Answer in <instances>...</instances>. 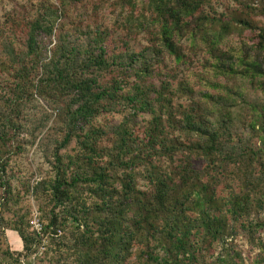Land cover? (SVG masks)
Returning <instances> with one entry per match:
<instances>
[{
    "label": "trees",
    "instance_id": "trees-1",
    "mask_svg": "<svg viewBox=\"0 0 264 264\" xmlns=\"http://www.w3.org/2000/svg\"><path fill=\"white\" fill-rule=\"evenodd\" d=\"M7 3L0 264H264V0ZM49 121L50 174L18 190Z\"/></svg>",
    "mask_w": 264,
    "mask_h": 264
},
{
    "label": "rangeland",
    "instance_id": "rangeland-1",
    "mask_svg": "<svg viewBox=\"0 0 264 264\" xmlns=\"http://www.w3.org/2000/svg\"><path fill=\"white\" fill-rule=\"evenodd\" d=\"M100 0H98L99 2ZM107 1V0H103ZM108 1H113V0H108ZM215 11L217 14H220L222 12V7L214 4ZM10 8V5L7 3V0H0V21L2 20V16ZM125 14V13H124ZM123 14V15H124ZM118 16V14L116 15ZM122 18V17H121ZM119 17V19L121 20ZM115 17L111 16L109 17L108 21L106 22L107 24H111L114 22ZM187 48V45H186ZM206 55L203 54L199 49L195 50V55L192 56L193 61L191 64V67L193 69H197L199 71V65L201 60L205 58ZM166 64L168 68H171L174 66L173 62L169 59L166 58ZM181 70L184 69V66L180 67ZM38 106L46 109L49 112L48 106H46L45 102L38 101ZM35 106H37L35 104ZM38 111H40L39 108H37V111L35 112V117L38 115ZM42 116H46L42 114ZM52 125V121H49L48 124L44 129H42L40 132H35L34 134V142H33V137H31L29 134L25 133L22 137L27 140V142H30L29 145H25L24 149L21 154L13 157L11 160L10 166L11 169L13 170L14 174V179H12V184L13 186L21 190L23 185L26 186H34L38 181L46 177L47 175L50 174V169L51 165L47 162L46 157V150L45 146L48 144L46 142V135L45 133L49 129V127ZM33 142V143H32ZM32 143V144H31ZM197 168H202L203 165L201 162L196 163ZM26 199L29 200V202L32 203L33 208H38L40 205L41 201L39 199H35L34 196L32 195H27ZM71 228V226L68 224V227L64 231H68ZM11 233H8L7 235V240L9 242V245L14 249L15 247V242L14 240H11L10 238ZM236 246L243 251L244 257L248 258L251 260L254 256L252 253L249 251L248 244L246 243L245 239L239 235L236 240H235ZM46 246V244H45ZM44 252V250L42 251ZM39 253L37 258H43V254ZM51 256V255H50ZM34 254L31 255L28 259V263H32L34 261Z\"/></svg>",
    "mask_w": 264,
    "mask_h": 264
},
{
    "label": "built area",
    "instance_id": "built-area-1",
    "mask_svg": "<svg viewBox=\"0 0 264 264\" xmlns=\"http://www.w3.org/2000/svg\"><path fill=\"white\" fill-rule=\"evenodd\" d=\"M30 225H31L32 229L35 230L36 232H38V233L41 232L43 224L39 219L38 212H36V211L33 212V219L30 221ZM44 248H45V245H43L40 248L39 253H41L44 250Z\"/></svg>",
    "mask_w": 264,
    "mask_h": 264
},
{
    "label": "crops",
    "instance_id": "crops-1",
    "mask_svg": "<svg viewBox=\"0 0 264 264\" xmlns=\"http://www.w3.org/2000/svg\"><path fill=\"white\" fill-rule=\"evenodd\" d=\"M10 238H12L11 240H14V242H15L14 250H17V251L21 250V242L18 239V237L16 236V234L11 233Z\"/></svg>",
    "mask_w": 264,
    "mask_h": 264
}]
</instances>
